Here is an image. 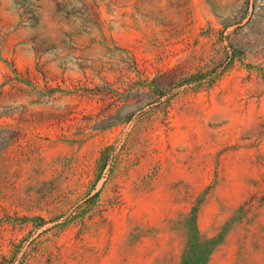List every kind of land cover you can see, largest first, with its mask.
Wrapping results in <instances>:
<instances>
[{"label": "rangeland", "instance_id": "rangeland-1", "mask_svg": "<svg viewBox=\"0 0 264 264\" xmlns=\"http://www.w3.org/2000/svg\"><path fill=\"white\" fill-rule=\"evenodd\" d=\"M192 211L264 264V0H0V264H179Z\"/></svg>", "mask_w": 264, "mask_h": 264}, {"label": "trees", "instance_id": "trees-1", "mask_svg": "<svg viewBox=\"0 0 264 264\" xmlns=\"http://www.w3.org/2000/svg\"><path fill=\"white\" fill-rule=\"evenodd\" d=\"M108 146L101 151L99 161L101 167H104L107 161ZM190 226H189V238L183 251V256L179 264H208L211 248L208 247L199 236V232L196 226V213L192 211L190 213Z\"/></svg>", "mask_w": 264, "mask_h": 264}]
</instances>
